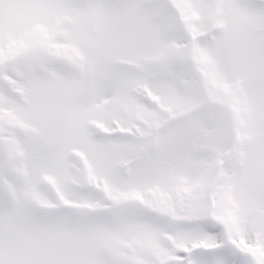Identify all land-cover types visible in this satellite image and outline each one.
Returning a JSON list of instances; mask_svg holds the SVG:
<instances>
[{
	"label": "snow or ice",
	"instance_id": "obj_1",
	"mask_svg": "<svg viewBox=\"0 0 264 264\" xmlns=\"http://www.w3.org/2000/svg\"><path fill=\"white\" fill-rule=\"evenodd\" d=\"M0 264H264V0H0Z\"/></svg>",
	"mask_w": 264,
	"mask_h": 264
}]
</instances>
